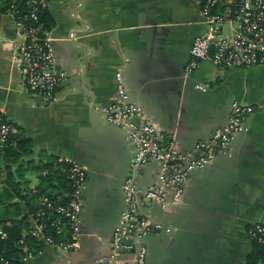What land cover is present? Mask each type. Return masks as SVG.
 <instances>
[{"label":"crops","instance_id":"0c3cea01","mask_svg":"<svg viewBox=\"0 0 264 264\" xmlns=\"http://www.w3.org/2000/svg\"><path fill=\"white\" fill-rule=\"evenodd\" d=\"M45 11L63 81L48 100L25 85L14 59V17L0 11V113L11 131L30 139L28 160L40 169L25 171L28 187L60 156L84 165L86 178L78 246L62 250L39 239L20 264H92L111 253L133 155L123 129L98 111L114 93L117 71L126 99L142 107L137 119L173 134L184 154L227 121L233 102L252 107L245 130L184 180L177 201L163 208L138 202L143 216L168 229L141 237L146 264H244L248 226L264 225V65L221 69L204 59L184 76L192 37L203 29L196 0H47ZM158 169L154 160L142 163L135 187L152 184ZM115 256V264L134 257L130 250Z\"/></svg>","mask_w":264,"mask_h":264},{"label":"built area","instance_id":"2783aa9c","mask_svg":"<svg viewBox=\"0 0 264 264\" xmlns=\"http://www.w3.org/2000/svg\"><path fill=\"white\" fill-rule=\"evenodd\" d=\"M203 24L201 32L192 37L183 75H190L199 61L208 60L213 66L245 69L264 65V0H196ZM47 0H9L7 10L14 17L15 31L20 37L14 59L20 68L26 86L35 90L44 100L62 83L63 73L57 69L51 50L52 37L37 12L46 7ZM25 8V14L21 10ZM68 38L72 34L68 33ZM115 90L108 103L98 107L104 118L123 129L132 144L133 155L129 174L122 181L126 207L121 210L117 224L111 232V253L96 259L92 264H115L119 250L133 252V260L126 264H146V247L141 237L151 229L164 228L143 216L138 208L143 197L160 207L177 201L183 192L184 180L196 169L208 165L216 155L226 152L235 134L245 130L243 115L250 112V105L232 103L227 121L216 127L211 135L199 140L193 151L181 153L173 134H166L156 124L138 120L142 107L126 99L120 74H114ZM203 90L204 86L195 84ZM10 126L0 122V146L6 140ZM154 160L159 169L152 184L135 187V173L142 163ZM55 169L65 174L68 190L52 199L44 194L35 197L36 216L48 218L56 235L67 233V240H53L42 233L43 224L31 220V234L37 239L68 250L78 246L81 194L86 172L81 163L67 156H60ZM168 230L167 228H164ZM248 234L257 243H264V225L254 223ZM2 264H10L3 261Z\"/></svg>","mask_w":264,"mask_h":264},{"label":"trees","instance_id":"16d2710c","mask_svg":"<svg viewBox=\"0 0 264 264\" xmlns=\"http://www.w3.org/2000/svg\"><path fill=\"white\" fill-rule=\"evenodd\" d=\"M9 0H0V11H5ZM25 8L21 14H25ZM38 19L45 28L49 20L44 9L37 12ZM0 122L8 123L0 113ZM30 139L16 131H9L6 140L0 146V264H20L26 251L39 247V239L31 234L33 229L30 220L43 224L42 233L53 240L66 239L65 235H56L50 226V216L40 218L35 215L37 203L35 197L44 194L52 199L60 197L68 190L65 174L58 169L45 175H39V183L29 189L25 171H35L38 166L31 165L28 156L31 154ZM252 225L248 226V229ZM247 229V230H248ZM250 248L244 258V264H264V243H257L249 235Z\"/></svg>","mask_w":264,"mask_h":264},{"label":"rangeland","instance_id":"374dc122","mask_svg":"<svg viewBox=\"0 0 264 264\" xmlns=\"http://www.w3.org/2000/svg\"><path fill=\"white\" fill-rule=\"evenodd\" d=\"M7 4H8V2H7ZM5 11H8V10H7V7L5 8ZM54 170H55V169H54ZM54 170H52V169H51V170H50V169H41L40 172H42L41 175H45V174L49 173L50 171L52 172V171H54ZM51 172H50V173H51ZM0 179H1V176H0ZM34 187H35V186H33V187H28V188L31 189V190H33L34 192H36L35 189H34ZM58 197H59V196H58ZM29 220H30V219H29ZM30 224L33 226L32 221H30Z\"/></svg>","mask_w":264,"mask_h":264}]
</instances>
